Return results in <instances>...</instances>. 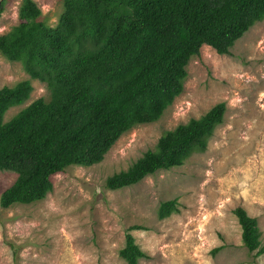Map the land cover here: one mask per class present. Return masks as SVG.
I'll return each instance as SVG.
<instances>
[{"label":"rangeland","instance_id":"374dc122","mask_svg":"<svg viewBox=\"0 0 264 264\" xmlns=\"http://www.w3.org/2000/svg\"><path fill=\"white\" fill-rule=\"evenodd\" d=\"M33 1L40 21L57 27L64 0ZM5 3L0 37L20 24L22 0ZM186 70L182 95L158 122L123 135L101 163L54 175L45 200L4 208L2 195L17 175L0 171V264H129L121 257L128 236L144 254L137 264H264V254L245 247L234 215L244 209L257 221L264 247V20L229 55L203 46ZM24 81L33 90L25 103L6 113L5 123L39 99L49 102L52 95L21 63L0 53V90ZM222 103L224 124L205 152L132 186L107 188L109 178L154 151L166 133ZM167 202L178 212L160 219Z\"/></svg>","mask_w":264,"mask_h":264},{"label":"trees","instance_id":"16d2710c","mask_svg":"<svg viewBox=\"0 0 264 264\" xmlns=\"http://www.w3.org/2000/svg\"><path fill=\"white\" fill-rule=\"evenodd\" d=\"M40 17L33 0H22L20 24L0 37V53L21 63L52 95L5 123L6 113L33 89L24 81L0 90V171L17 175L2 195L4 208L45 200L54 175L101 163L123 135L158 122L182 95L191 59L203 46L229 55L264 20V0H64L57 27ZM225 114L222 103L166 133L154 151L109 178L107 188L182 167L190 155L206 151ZM173 211V202L161 205L160 219ZM246 213H234L243 243L250 253L264 254L257 221ZM121 257L129 264L144 257L131 236Z\"/></svg>","mask_w":264,"mask_h":264}]
</instances>
